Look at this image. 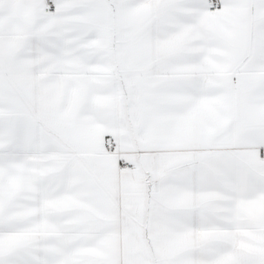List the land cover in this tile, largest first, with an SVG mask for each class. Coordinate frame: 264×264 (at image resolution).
Returning <instances> with one entry per match:
<instances>
[{"label": "snow or ice", "instance_id": "1", "mask_svg": "<svg viewBox=\"0 0 264 264\" xmlns=\"http://www.w3.org/2000/svg\"><path fill=\"white\" fill-rule=\"evenodd\" d=\"M0 264H264V0H0Z\"/></svg>", "mask_w": 264, "mask_h": 264}]
</instances>
